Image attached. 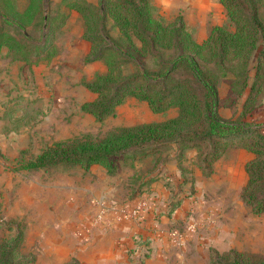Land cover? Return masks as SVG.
Wrapping results in <instances>:
<instances>
[{
  "label": "trees",
  "instance_id": "16d2710c",
  "mask_svg": "<svg viewBox=\"0 0 264 264\" xmlns=\"http://www.w3.org/2000/svg\"><path fill=\"white\" fill-rule=\"evenodd\" d=\"M226 23L213 24L200 41L193 38L180 15L165 19L150 0H101L98 8L87 0H58L67 8L77 10L84 24L83 36L89 51L83 60L101 59L103 72H95L83 81L95 96L80 104L82 111L101 120L114 114L116 105L127 96L145 101L153 112L176 108V114L158 121L119 125L99 137L82 136L56 140L27 161L32 167L53 164L91 163L114 172L127 159L159 152L160 145L176 141L180 150L209 142L204 154L206 172L228 146L243 147L253 153L246 161L245 182L239 195L250 211L264 210V120L245 119L264 95V0H219ZM42 9V0H28L19 12L14 0H0V21L18 27L29 23ZM59 13V12H58ZM59 13L57 22L45 34L43 42L33 47L17 39L0 26V47L6 46L12 58L31 61L32 55L49 60L55 52L53 32L65 18ZM109 16L117 27V35L103 33L104 17ZM159 49H171L168 60H154L152 69L141 68L124 73L122 60H134L145 54L156 56ZM212 66V68L210 67ZM182 69L184 74H172ZM253 69L248 81V73ZM218 75L229 76L228 92L243 94L235 117L225 118L218 112ZM177 202L170 201L167 214ZM19 237L0 244V264H25L18 256ZM134 246L127 249L130 264H144L149 255L147 240L133 237ZM63 264H78L71 259ZM209 264H264V255L229 248L210 251Z\"/></svg>",
  "mask_w": 264,
  "mask_h": 264
},
{
  "label": "crops",
  "instance_id": "0c3cea01",
  "mask_svg": "<svg viewBox=\"0 0 264 264\" xmlns=\"http://www.w3.org/2000/svg\"><path fill=\"white\" fill-rule=\"evenodd\" d=\"M150 1L162 9L185 7L184 4L192 0ZM200 2L204 8L201 11H204L212 1ZM27 3L28 0H14L15 9L21 12ZM49 3L55 4L58 0H42V24L36 35L31 34L30 29H34L37 15L23 27L10 23L12 26L8 32L36 47L57 22L59 13L64 12L63 23L53 33L54 54L49 60L32 55L31 61H25L12 58L7 47L1 46L0 79L2 82L7 80L10 72L17 84L32 83L30 91L34 98L51 103L54 100L61 103L76 101L79 107L95 96L84 86L82 79L88 80L95 72H103L105 66L101 59L83 60L90 43L83 36L84 24L80 13L61 4H58L59 13L48 12ZM2 25L5 24L0 21ZM53 67L56 68L55 74ZM134 101L133 96H127L116 105L112 116H117L123 103ZM141 104L147 106L144 119L134 122L117 120L114 126L158 121L175 114L174 108L153 112L145 101ZM79 114L84 118L90 116L82 111ZM252 157L253 153L243 147L228 146L212 162L210 172L205 175L187 158L185 165L190 163L188 168L193 165L192 172H188L189 180L181 172L173 151L155 163L152 155L134 159L131 167H119L112 173L98 163H91L87 168L79 164L64 167L53 175H44V180L35 175L32 179V251L35 264L39 261L62 264L69 258H74L78 264H130L127 249L134 245V236L147 240L150 251L144 264H205L206 253L202 244L218 243L220 239V242L224 241L228 228L222 222L224 217L221 218L219 208L225 203L224 197L229 192L235 193L237 187L245 182L244 164ZM192 179L195 181L194 190L185 192L182 186L191 183ZM139 192L148 193L151 198L138 217H124L112 210L122 202L133 204ZM170 201L177 204L167 214ZM106 206L112 207L108 209ZM100 207L104 208L103 215L93 220L84 238H79L76 235L79 221L94 217ZM187 225L191 230L184 233L181 244L169 238V227L184 229Z\"/></svg>",
  "mask_w": 264,
  "mask_h": 264
},
{
  "label": "rangeland",
  "instance_id": "374dc122",
  "mask_svg": "<svg viewBox=\"0 0 264 264\" xmlns=\"http://www.w3.org/2000/svg\"><path fill=\"white\" fill-rule=\"evenodd\" d=\"M94 1L89 2L93 3L96 8L99 6L102 8L101 0ZM211 1L204 11H201L204 8H202L203 4L200 0H192L191 3H185V7L157 9L159 14L165 19H173L175 16L180 15L187 28L191 31L193 38L200 41L207 35L211 25L226 23L223 6L218 0ZM58 6V3H49L47 10L48 12H58ZM41 16L42 9L40 14L37 15L38 20L35 22L34 29H30L31 34L36 35L40 30L42 24ZM112 23L109 16H105L102 32L115 37L118 31L117 27ZM4 24L1 27L4 30H10L9 26L12 25ZM172 54L173 50L171 49H159L156 56L145 54L141 57H135L134 60L123 59V72L126 74L131 73L141 68L142 65L147 69H152L154 60L166 61ZM210 67L212 68V66ZM55 70L56 68L53 67L52 72L54 74ZM252 73L253 69H250L248 81H250ZM8 74L10 76L7 80L2 82L0 79V244L18 236L17 248L19 253L14 258L25 259V264H35V253L32 251V179L37 175L36 177L44 180V175H53L60 169L71 165L58 163L32 167L27 165V161L32 159L41 148L53 141L72 137L81 138L82 136L99 137L115 127L117 120L134 122L144 119L146 117L144 111H146L147 106L142 105L141 100L135 98L136 101L134 102L123 103L116 117L111 114L101 120H97L89 113L90 116L84 118L83 114H79L82 110L80 105L78 107L76 101L68 100L65 103H61L54 100L55 102L51 103V101L36 99L32 96V91H30L32 83L26 82L24 86L20 85V83L17 84L14 82L12 74L10 72ZM29 74H32L30 70ZM172 74L181 76L184 72L182 69H176ZM92 77L93 75L90 79ZM229 80V76L218 75L216 82L219 97L218 112L225 118L236 116L246 92V88L243 94H237L234 90L228 92ZM174 111L176 114V108H174ZM245 119L253 121L264 120V95L260 96L258 104L249 114L245 115ZM199 144L198 148L192 146L180 150L176 141H167L158 146L160 148L159 152L146 155H152V162L155 163L158 158L166 156L169 151H173L176 153L178 163H180L181 172L185 179L189 180L190 174L188 172H192L193 165L190 168H188L190 163L185 165L184 160L187 158L198 167L202 175L208 174L206 172L207 166L205 165L206 157H204V154L209 147V142L202 140ZM133 160L127 159L124 163L119 164V167L129 168ZM234 175L236 176V173ZM193 180L191 183L182 186L185 192L194 190L195 181ZM241 186L237 187L235 193L229 192L224 197L226 198L225 203L221 204V208H219L222 212L221 218L224 217L222 222L228 228V234L223 238L224 241L220 242V239L218 243L204 242L202 244L206 253L205 264H209V253L211 250L222 252L232 248L264 255V210L259 214H254L250 211L249 206L239 195ZM71 259L74 258H69L67 261ZM41 263L43 264L44 261H39V264Z\"/></svg>",
  "mask_w": 264,
  "mask_h": 264
},
{
  "label": "built area",
  "instance_id": "2783aa9c",
  "mask_svg": "<svg viewBox=\"0 0 264 264\" xmlns=\"http://www.w3.org/2000/svg\"><path fill=\"white\" fill-rule=\"evenodd\" d=\"M150 198L151 196L148 193L139 192L133 204L128 205L122 202L120 206H118L117 208H114L112 206H106V207H108V209L112 207V210L116 212L117 215H121L128 218L138 217L141 211L145 208V206L149 202ZM103 212H104V208L100 207L99 211L94 217H89L86 220H80L78 223L79 226L77 228L76 235L79 238H84L85 235L89 232L93 220L95 218L102 216ZM189 230H191V227L188 225L185 226L184 229H181L179 226H171L167 229V234L173 242L177 244H181L183 242L184 233Z\"/></svg>",
  "mask_w": 264,
  "mask_h": 264
}]
</instances>
